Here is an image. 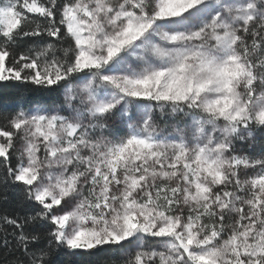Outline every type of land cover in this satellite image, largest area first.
<instances>
[{"label":"snow or ice","instance_id":"1","mask_svg":"<svg viewBox=\"0 0 264 264\" xmlns=\"http://www.w3.org/2000/svg\"><path fill=\"white\" fill-rule=\"evenodd\" d=\"M0 186V264H264V0H0Z\"/></svg>","mask_w":264,"mask_h":264},{"label":"trees","instance_id":"2","mask_svg":"<svg viewBox=\"0 0 264 264\" xmlns=\"http://www.w3.org/2000/svg\"><path fill=\"white\" fill-rule=\"evenodd\" d=\"M6 91H14V90H6ZM3 103L7 104L10 103V100L7 98L3 101ZM237 143V142H236ZM261 145L258 141V150L260 151ZM7 196V199L4 197ZM20 198L19 192H13L11 189H4L0 186V212L3 211H11L15 206ZM6 254L3 251H0V261L5 260ZM60 259L64 262V264H72L73 261H76L78 264L79 257H72V256H62Z\"/></svg>","mask_w":264,"mask_h":264},{"label":"rangeland","instance_id":"3","mask_svg":"<svg viewBox=\"0 0 264 264\" xmlns=\"http://www.w3.org/2000/svg\"><path fill=\"white\" fill-rule=\"evenodd\" d=\"M169 131H171V129H169ZM250 143H251L250 141H244V142L237 141V147L239 150H241L242 152H246V153L259 152L258 141L252 147H249Z\"/></svg>","mask_w":264,"mask_h":264}]
</instances>
